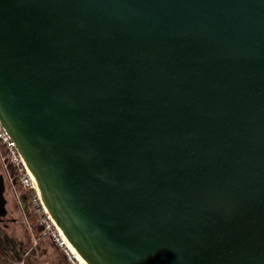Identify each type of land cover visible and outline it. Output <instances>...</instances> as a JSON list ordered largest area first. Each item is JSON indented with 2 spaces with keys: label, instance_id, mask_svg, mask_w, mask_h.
Listing matches in <instances>:
<instances>
[{
  "label": "water",
  "instance_id": "95a60500",
  "mask_svg": "<svg viewBox=\"0 0 264 264\" xmlns=\"http://www.w3.org/2000/svg\"><path fill=\"white\" fill-rule=\"evenodd\" d=\"M0 120L86 264H264V0H0Z\"/></svg>",
  "mask_w": 264,
  "mask_h": 264
},
{
  "label": "built area",
  "instance_id": "2783aa9c",
  "mask_svg": "<svg viewBox=\"0 0 264 264\" xmlns=\"http://www.w3.org/2000/svg\"><path fill=\"white\" fill-rule=\"evenodd\" d=\"M9 134L1 124L0 120V167L3 178L7 186L11 188L15 199L22 208V199L16 188L18 185L22 191L28 195L27 203L36 212L38 227L40 230L39 236L33 232V224L28 219L25 221L27 232L30 234V239L33 245H36L42 238H49L53 244L59 248L71 261L72 264H78L76 259L67 247V240L64 235L59 231L51 216L45 209L39 194L36 190L34 179L26 168V165L18 153L14 141L8 136ZM26 255H22L15 263L12 264H26ZM1 264V263H0Z\"/></svg>",
  "mask_w": 264,
  "mask_h": 264
},
{
  "label": "rangeland",
  "instance_id": "374dc122",
  "mask_svg": "<svg viewBox=\"0 0 264 264\" xmlns=\"http://www.w3.org/2000/svg\"><path fill=\"white\" fill-rule=\"evenodd\" d=\"M0 173H2L1 167ZM1 185L3 187V190L0 191V217L3 215V202L5 208H7L4 217L0 222V244H2L1 247L5 249L7 255H11L13 263L21 258L22 255L27 256V254H29L31 251L32 256L29 260H31L33 264H57V261L60 260V257H58V255L61 254H59L58 250L55 249V247L50 244L48 240L45 239V241L42 242V248H39L38 246V243L41 240L36 244V246H34L33 244L26 246L28 244V237L25 226V221L27 220V218L23 210L18 205L15 196L11 191V188L7 186L4 178L1 182ZM34 247L36 248L35 250L33 249ZM44 248L45 253H41ZM37 255L43 256L40 257Z\"/></svg>",
  "mask_w": 264,
  "mask_h": 264
},
{
  "label": "trees",
  "instance_id": "16d2710c",
  "mask_svg": "<svg viewBox=\"0 0 264 264\" xmlns=\"http://www.w3.org/2000/svg\"><path fill=\"white\" fill-rule=\"evenodd\" d=\"M16 188L20 194V198L22 199V210L26 216V218L28 219V221L33 224V232L35 233L36 236H39L40 234V230L38 227V222H37V216H36V212L33 210V208L30 206V204L27 203L28 200V195L25 193V191H22L21 188L16 185ZM27 237H28V245H31V239H30V234L29 232H27ZM43 239V238H42ZM40 241V240H39ZM2 244H0V263L1 264H12V259H11V255H7V252L5 251V249L3 247H1ZM26 263L28 264V261L25 260Z\"/></svg>",
  "mask_w": 264,
  "mask_h": 264
},
{
  "label": "crops",
  "instance_id": "0c3cea01",
  "mask_svg": "<svg viewBox=\"0 0 264 264\" xmlns=\"http://www.w3.org/2000/svg\"><path fill=\"white\" fill-rule=\"evenodd\" d=\"M45 239L48 240L50 242V244H52L55 247V249L58 250L59 254H61V255H58V257H60V260L57 261V264H72L71 261L69 260V258L59 248H57L49 238H43V239H41V241L38 243L39 244L38 245L39 248H42L41 244H42V242L45 241ZM34 246H36V245H34ZM33 249L35 250L36 248L34 247ZM33 249H31V250H33ZM41 253H45V248L41 251ZM31 254H32V252L30 251V253L27 254V257H26V260L28 261V264H33L32 261L29 260L30 257L32 256ZM37 256H40L41 257L43 255H37Z\"/></svg>",
  "mask_w": 264,
  "mask_h": 264
},
{
  "label": "bare ground",
  "instance_id": "6f19581e",
  "mask_svg": "<svg viewBox=\"0 0 264 264\" xmlns=\"http://www.w3.org/2000/svg\"><path fill=\"white\" fill-rule=\"evenodd\" d=\"M58 228V227H57ZM60 231V230H59ZM61 232V231H60ZM62 233V232H61ZM63 234V233H62ZM65 237V236H64ZM67 240V239H66ZM67 247H68V250L70 251V253H72V255L74 256L73 258H75L77 260V262L79 264H86L84 262V260L81 258V256L75 251V249L73 248V246L67 242Z\"/></svg>",
  "mask_w": 264,
  "mask_h": 264
},
{
  "label": "flooded vegetation",
  "instance_id": "af4514ba",
  "mask_svg": "<svg viewBox=\"0 0 264 264\" xmlns=\"http://www.w3.org/2000/svg\"><path fill=\"white\" fill-rule=\"evenodd\" d=\"M0 174H2V173H0ZM3 176V175H2ZM7 210V208H5V211ZM3 217H4V215H3ZM2 220V219H1ZM1 220H0V222H1Z\"/></svg>",
  "mask_w": 264,
  "mask_h": 264
}]
</instances>
